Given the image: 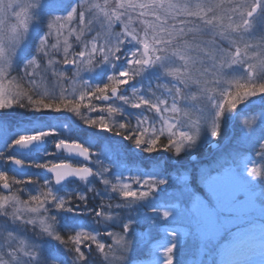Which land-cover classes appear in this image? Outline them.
Listing matches in <instances>:
<instances>
[{"label":"snow or ice","instance_id":"snow-or-ice-1","mask_svg":"<svg viewBox=\"0 0 264 264\" xmlns=\"http://www.w3.org/2000/svg\"><path fill=\"white\" fill-rule=\"evenodd\" d=\"M261 15L264 0H0V114L14 108L36 113L67 111L77 116L98 112L84 115V123L131 139L145 151L166 150L179 156L197 145L209 106L215 109L210 133L217 138L226 110L264 94V23L257 19ZM33 42L34 50L30 47ZM122 60L125 67L117 70ZM101 64L113 69L106 82L93 85L83 78L82 73ZM155 65L168 78L167 83L156 86L165 90L160 96L120 99L135 108L146 106L156 116L139 119L135 125H114L110 117L118 109L107 101ZM57 135L53 128L18 134L8 148H28ZM240 138L248 140L244 134ZM200 142L212 141L205 137ZM54 144L61 152L79 154L86 161L91 158L89 147L78 140L59 138ZM0 162L51 173L41 180L0 170V264H69V255L71 264H93V253L102 264H132L137 241L152 242L150 233H134L131 219L123 221L118 230L96 233L76 226L83 214L58 218L60 211L86 208L96 223H102L112 218L114 206L119 207L95 188L89 191L99 204L92 208L88 207V193L60 196L54 190L53 182L60 185L68 177L86 182L93 175L100 176L87 164L49 160L25 164L8 155L7 149L0 151ZM217 163L223 171L210 174L202 168L199 182L222 207V195H235V180ZM251 172L259 174L255 167ZM101 180L124 200L146 198L166 183L152 177ZM215 180L225 183L214 189L210 182ZM172 181L184 183L192 214L212 218L207 201L193 190L187 175L171 177L168 182ZM162 215L169 217L170 213L165 210ZM8 223L26 227L38 237L46 235L66 251L62 254L50 242L48 257H41L27 235L9 229ZM105 236L107 240L101 238ZM173 247L166 249L165 264H173Z\"/></svg>","mask_w":264,"mask_h":264},{"label":"rangeland","instance_id":"rangeland-1","mask_svg":"<svg viewBox=\"0 0 264 264\" xmlns=\"http://www.w3.org/2000/svg\"><path fill=\"white\" fill-rule=\"evenodd\" d=\"M259 23H264V15L257 18ZM37 28L34 27V32ZM34 50V42L30 45ZM125 67L123 60L116 65V69ZM113 69L107 64H101L91 71L82 73L85 80L91 84H102L106 82V77ZM16 75V73H13ZM168 78L159 65L151 66L139 75L134 77L129 84V90L120 95L114 103L118 109L110 117L113 124L128 121L135 125L139 119L148 117L153 119L156 114L149 111L146 106L135 108L131 103L120 97L132 98L135 95H144L146 98H154L161 95L163 89H157V84H165ZM19 111H27L20 109ZM215 109L213 106L207 108L205 120L201 125L200 137L194 148H186L180 157L186 162L199 166V171L208 166H200L209 160L214 153L222 152L216 159L227 168L235 180L232 191L235 193L231 198L230 193H225L221 197L222 207H218L214 199L209 197L205 188L201 185L199 195L207 201L209 209L212 210V218H199L190 211V197L186 205H177L179 194L165 195L158 186L154 192L158 194L146 197L145 202L149 206L158 208L157 214L164 219V225L159 229V237L151 243L149 247V259L139 264H165L168 259L166 249L173 246L171 254L173 264H177V257L173 256L177 252L180 264H264V94L254 95L244 99L235 109L226 110L222 120V130L219 137L212 138L210 133V122ZM121 113V114H120ZM124 113V114H122ZM248 121L250 123H245ZM44 123H24L17 128H8L0 120V151L7 149L8 155H13L8 144L18 134L31 133L43 130ZM59 126V125H58ZM57 128H60L58 127ZM65 131L70 129L65 127ZM56 129V128H53ZM21 131V133H18ZM241 134L248 137L246 142L241 140ZM205 137L212 142L201 143ZM46 138V137H45ZM104 154V153H103ZM30 156L34 153H30ZM26 155V156H29ZM26 156H17L21 160H26ZM39 157L45 159V152L39 151ZM209 158V159H208ZM226 160V161H224ZM228 160V161H227ZM61 161L58 160L57 162ZM5 165L0 162V170H4ZM211 169L218 166L215 161L210 165ZM219 167V166H218ZM255 167L259 174L254 175L251 169ZM221 169V168H220ZM210 170V169H209ZM223 171V170H221ZM217 172L213 171V174ZM38 176L37 172L34 175ZM133 179L135 176L130 175ZM41 180L48 179V176H40ZM137 178H148L146 175H139ZM199 182V175H198ZM224 180L211 181V186L216 189L224 184ZM90 185V184H89ZM58 195L75 194L77 188L74 186H61L54 188ZM168 211L169 217H163L162 212ZM79 216L78 212L60 211L58 218H72ZM114 220L103 221L105 225ZM79 223H82L80 220ZM78 223V224H79ZM9 229L26 234L29 241L37 246L39 256L47 258L48 249L51 244L56 245L63 254L66 250L58 242L51 241L48 236H36L27 228L8 223ZM106 230L108 227H104ZM195 237L194 243L188 244L189 238ZM180 249V251H179ZM240 255L233 259L232 256ZM59 264V262H58ZM69 264H71L69 255ZM94 264V263H93ZM132 264H134L132 262Z\"/></svg>","mask_w":264,"mask_h":264},{"label":"trees","instance_id":"trees-1","mask_svg":"<svg viewBox=\"0 0 264 264\" xmlns=\"http://www.w3.org/2000/svg\"><path fill=\"white\" fill-rule=\"evenodd\" d=\"M96 116L100 113H82L81 116H77L72 112H29L19 111V108L10 109L6 114H0V120L4 122L5 127L17 128L24 123H44L42 129L56 128L58 135L46 137L47 145L42 152H45L46 158L39 157V152H35L32 156H26V161L31 162H44L49 160L53 163L57 162L61 158L54 154V141L59 138H67L78 140L88 146L90 150L95 151L96 155L93 157L92 168L94 173H100V176L93 175L88 181H67L64 183L65 186H74L77 188V192L88 193V207L92 208L99 204V199L95 196L94 192H90V188H95L100 191L101 195L113 204H119V207H113L111 212L113 213L114 220H110L107 225L105 223H96L91 213L87 212L86 208H78L76 212L78 215L83 214V219L76 226L83 227L87 230H91L96 233H103L106 231L118 230L119 225L126 220H133L134 233H150L152 241H155L159 237V229L164 225V219L160 217L157 212L161 211L158 208L149 206L145 202V198L139 200H124L118 193L112 192L109 186H105L102 183L101 177H107L108 179L115 182L116 177H122L132 180L131 174L137 178L139 175H146L157 180H164L166 183L158 185L159 190L165 195L179 194L177 205L182 207L186 205L187 199L190 197L189 193L185 190V185L182 182L172 181L168 182L171 177L177 175H187L190 178L191 186L193 190L199 194L201 190L200 182H198L199 166L183 160L180 155L177 156L171 151L159 150L154 152H148L143 150V147L137 148L131 139H125L122 135H116L111 132L102 131L95 127H89L84 123V115ZM121 114V113H120ZM124 114V113H122ZM130 123L128 121H122ZM60 125V126H58ZM115 125V124H114ZM60 127V128H57ZM65 127H69L67 132ZM18 133H21L19 131ZM52 153V155H47ZM104 153V154H103ZM222 152L214 153L209 160H206L200 166H208L210 174L223 170L218 166L211 169L210 165H214L218 156H221ZM62 160V159H61ZM226 161V160H224ZM228 161V160H227ZM226 166V165H225ZM224 166V167H225ZM107 169V171H105ZM4 170L9 172V175L18 176L5 166ZM34 172L38 173V176H44L39 171V168L33 166L29 175L33 176ZM46 176V175H45ZM90 184V185H89ZM54 187V186H53ZM56 188V187H54ZM107 189V190H106ZM157 192H153L150 196L157 195ZM147 197V198H148ZM109 221V220H108ZM64 226V225H62ZM66 227V226H64ZM108 229L106 230V228ZM107 240L108 238L101 237ZM195 237L189 238L188 244L194 243ZM195 244V243H194ZM137 247L132 250L131 261L134 264L142 263L149 259L150 252L147 247V240L137 241ZM180 251V249H179ZM177 257V264L181 263L180 258L177 256V252L173 255ZM94 264H102L99 256L93 253L90 257Z\"/></svg>","mask_w":264,"mask_h":264},{"label":"water","instance_id":"water-1","mask_svg":"<svg viewBox=\"0 0 264 264\" xmlns=\"http://www.w3.org/2000/svg\"><path fill=\"white\" fill-rule=\"evenodd\" d=\"M127 85H125V86H123L122 88H121V90H120V92H118L117 93V96L116 97H113L112 99H110L109 101H107V103H109V102H111V101H113V100H115L117 97H118V95L120 94V93H126L127 92ZM45 147V140L43 139L42 141H39V142H35L33 145H31V146H29L28 148H20V147H15V148H12L13 149V151L15 152V153H17V154H26V153H28L31 149H35V150H40V149H43ZM55 151H56V153L57 154H60L61 153V151L60 150H56L55 149ZM91 152V151H90ZM94 154V152H91V156ZM62 155L65 157V158H67V159H70V160H75V161H80V162H82V163H85V164H87V166H88V164H91L92 163V159L90 158L89 160H85L83 157H81V156H79V154H76V153H71V154H69V153H67V152H62ZM17 158V157H16ZM17 159H19V158H17ZM65 163H68V162H65ZM26 164V163H25ZM75 166V165H74ZM9 167L10 168H12V169H14V170H16L19 174H22V175H25V174H27V172H28V170L31 168V167H29V166H18V165H15V164H11V163H9ZM42 172H44V173H46V174H48V175H51V173L50 172H47L45 169H42ZM69 179H78V178H76V177H68V178H66V180H69ZM65 180V181H66ZM64 181H62L61 182V184L63 183ZM54 183V182H53ZM60 184V185H61ZM54 185L55 186H60V185H56L55 183H54Z\"/></svg>","mask_w":264,"mask_h":264},{"label":"bare ground","instance_id":"bare-ground-1","mask_svg":"<svg viewBox=\"0 0 264 264\" xmlns=\"http://www.w3.org/2000/svg\"><path fill=\"white\" fill-rule=\"evenodd\" d=\"M239 257H240V255L232 256L233 259H235V258H239Z\"/></svg>","mask_w":264,"mask_h":264}]
</instances>
